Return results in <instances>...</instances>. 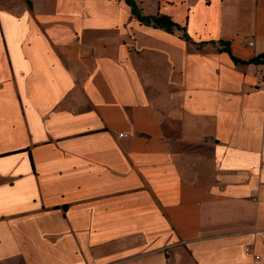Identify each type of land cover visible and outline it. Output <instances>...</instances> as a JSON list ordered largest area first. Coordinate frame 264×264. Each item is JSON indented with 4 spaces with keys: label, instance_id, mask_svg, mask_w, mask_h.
Masks as SVG:
<instances>
[{
    "label": "crops",
    "instance_id": "1",
    "mask_svg": "<svg viewBox=\"0 0 264 264\" xmlns=\"http://www.w3.org/2000/svg\"><path fill=\"white\" fill-rule=\"evenodd\" d=\"M147 2L0 0V264H264V0Z\"/></svg>",
    "mask_w": 264,
    "mask_h": 264
},
{
    "label": "trees",
    "instance_id": "2",
    "mask_svg": "<svg viewBox=\"0 0 264 264\" xmlns=\"http://www.w3.org/2000/svg\"><path fill=\"white\" fill-rule=\"evenodd\" d=\"M132 5L133 14L143 23L147 25H153L155 27L164 28L170 32H174L175 30H179L183 32V36L186 39H190V36L187 33V30L184 26H181L177 22L173 20V18L170 15L167 14H144L140 7L133 1V0H127ZM257 59L264 63V52L261 53Z\"/></svg>",
    "mask_w": 264,
    "mask_h": 264
},
{
    "label": "rangeland",
    "instance_id": "3",
    "mask_svg": "<svg viewBox=\"0 0 264 264\" xmlns=\"http://www.w3.org/2000/svg\"><path fill=\"white\" fill-rule=\"evenodd\" d=\"M139 7L141 6L143 9H141V7H140V9L141 10H143V12H145L144 11V8L146 7V4L148 3L147 1L148 0H133ZM155 1H157V0H155ZM167 0H160V3L162 4V3H165ZM206 1H208V0H206ZM147 2V3H146ZM160 4V5H161ZM151 10H152V8H151ZM154 13V8H153V10L152 11H150L149 12V14L148 15H152ZM156 13V12H155ZM162 14H164V13H162Z\"/></svg>",
    "mask_w": 264,
    "mask_h": 264
},
{
    "label": "built area",
    "instance_id": "4",
    "mask_svg": "<svg viewBox=\"0 0 264 264\" xmlns=\"http://www.w3.org/2000/svg\"><path fill=\"white\" fill-rule=\"evenodd\" d=\"M260 74V73H259ZM121 135H125L124 133H121ZM257 257H259V256H257Z\"/></svg>",
    "mask_w": 264,
    "mask_h": 264
}]
</instances>
